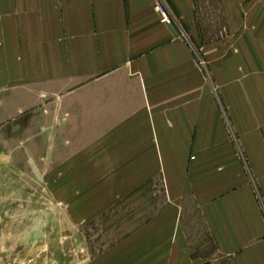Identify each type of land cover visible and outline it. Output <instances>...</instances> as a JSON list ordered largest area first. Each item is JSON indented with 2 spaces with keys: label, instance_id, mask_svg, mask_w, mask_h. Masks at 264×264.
Here are the masks:
<instances>
[{
  "label": "crops",
  "instance_id": "crops-1",
  "mask_svg": "<svg viewBox=\"0 0 264 264\" xmlns=\"http://www.w3.org/2000/svg\"><path fill=\"white\" fill-rule=\"evenodd\" d=\"M165 1L180 24L154 0H0V175L53 176L39 264L82 262L89 224L118 240L87 264H264V26L212 59L237 147L180 34L201 40L198 0Z\"/></svg>",
  "mask_w": 264,
  "mask_h": 264
},
{
  "label": "rangeland",
  "instance_id": "rangeland-1",
  "mask_svg": "<svg viewBox=\"0 0 264 264\" xmlns=\"http://www.w3.org/2000/svg\"><path fill=\"white\" fill-rule=\"evenodd\" d=\"M225 1L228 2L229 0ZM163 3L167 7L165 0ZM198 3L197 17L199 19L198 25L201 26L199 31L202 36L201 40L195 41L189 33L182 30L184 28L181 26L180 34L184 41L189 44L196 59L198 73L219 107L225 123L231 128L230 136L233 144L239 147L238 137L233 131L232 119L227 107L228 100L223 92L224 88L217 82L213 74L212 59L217 54L229 56L238 53L239 46L237 44L241 33L249 31L250 26H264L262 24L264 23V15L257 16L258 21L252 23L255 13L258 10L259 12L263 10V0H242L240 4L242 12L240 11L241 13L235 16L225 15L224 6H219L218 0H198ZM167 10L170 12L168 8ZM170 14L173 23L180 24V18L171 12ZM232 17L235 20L232 23L235 24L229 22ZM229 26H239V29L236 30L238 32L230 31ZM241 160L244 164L246 162L245 168L249 170L243 154H241ZM37 166L35 164V167ZM28 167L29 165L20 167L18 170L16 166L14 173L0 175V179H3L0 181V264H39L41 255L39 249L43 244L39 243L41 238L38 237L36 221H38L39 214L43 212V208L46 210L51 207V201L54 199L53 176L39 174L36 169L32 170ZM44 177H46V181ZM160 192L161 189L158 190L159 197L162 196V192ZM142 224H134V227ZM117 229L115 227L113 233L107 234L103 231L101 224H89L86 233L83 231L87 238L82 237L83 232L78 230L74 245L76 254H78L77 257L79 261H82L79 264L89 263L91 255L100 253L118 240ZM51 236L50 234V248L54 247L58 241L56 237ZM208 250L210 251L211 247H207L206 252Z\"/></svg>",
  "mask_w": 264,
  "mask_h": 264
},
{
  "label": "built area",
  "instance_id": "built-area-1",
  "mask_svg": "<svg viewBox=\"0 0 264 264\" xmlns=\"http://www.w3.org/2000/svg\"><path fill=\"white\" fill-rule=\"evenodd\" d=\"M154 9L159 14L162 24L166 26L172 25L173 21L171 14L167 10V7L164 5L163 0H154Z\"/></svg>",
  "mask_w": 264,
  "mask_h": 264
},
{
  "label": "water",
  "instance_id": "water-1",
  "mask_svg": "<svg viewBox=\"0 0 264 264\" xmlns=\"http://www.w3.org/2000/svg\"><path fill=\"white\" fill-rule=\"evenodd\" d=\"M47 229H48V228H47ZM51 237H53V238H54L55 236H53V235H52Z\"/></svg>",
  "mask_w": 264,
  "mask_h": 264
}]
</instances>
